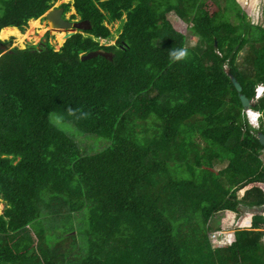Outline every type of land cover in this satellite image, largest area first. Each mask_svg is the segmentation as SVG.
<instances>
[{
    "label": "trees",
    "instance_id": "trees-1",
    "mask_svg": "<svg viewBox=\"0 0 264 264\" xmlns=\"http://www.w3.org/2000/svg\"><path fill=\"white\" fill-rule=\"evenodd\" d=\"M53 1L0 0V28L23 29ZM72 5V17L88 19L91 26L57 50L45 40L3 52L10 40H0V198L5 203L0 264H190L181 251L188 229L182 217L186 221L199 211L207 226L213 213L236 212L240 202L250 208L264 204L259 186L264 184L259 154L264 145L257 137L264 134V93L250 106L260 113L254 127L227 74L232 72L242 92L253 98L256 85L264 84V28L251 24L236 0L224 4L236 22L221 13L218 0H72ZM60 6L69 10V3ZM170 11L191 23L204 48L186 46L185 35L166 17ZM115 20H121L115 43L100 44L99 38L111 36L105 22ZM246 44L253 51L248 71L236 63ZM179 48H186L188 56L173 61L169 52ZM96 49L109 51L111 58L80 59ZM52 111L111 143L82 154L51 122ZM128 115L139 120L154 115L159 139L150 146L120 135ZM191 131L202 136L206 152L189 153L196 165L191 168L197 169L192 177L160 178L163 190L157 189L155 198L139 192L141 183L151 184V174L166 172L163 165L173 157L172 149ZM152 146L163 160L146 161ZM214 160L225 165L214 170ZM52 204L71 211L89 208L93 238L87 249L69 243L73 259L66 249L23 234ZM262 225L264 216L255 212L248 228L232 230L226 245L215 247L207 227L200 238L209 253L198 264H264ZM75 247L81 251L77 256Z\"/></svg>",
    "mask_w": 264,
    "mask_h": 264
},
{
    "label": "rangeland",
    "instance_id": "rangeland-1",
    "mask_svg": "<svg viewBox=\"0 0 264 264\" xmlns=\"http://www.w3.org/2000/svg\"><path fill=\"white\" fill-rule=\"evenodd\" d=\"M236 1L245 11L247 19L251 24L260 25L264 28V0ZM218 2L220 5V11L223 13L225 0H218ZM62 3H69V10L66 12V16H69V14H75L72 0H54L53 6H59ZM226 15L231 22L237 21V18L231 9L228 13H226ZM122 17L124 19L125 14ZM166 17L175 29L185 35L186 46L189 48H194L196 46H201V48H204V43L201 37L194 36L193 32L191 31L190 22L183 21L173 11L167 12ZM31 20L27 21L23 29L17 30L18 34L13 33L4 39L0 37V40H10V43L6 44L4 47L5 49L12 47L24 48L30 45H37L39 41L49 40L47 30L49 31L50 26L45 20L44 16H40L39 18L35 19L37 20L36 23L31 24ZM105 23L110 29L111 36L107 39L99 38V43L105 45L114 44L120 30L121 20ZM52 33L54 35L55 42L57 41L56 45H53V47L57 50L61 44H63L61 43L63 40L62 35L65 33V31H52ZM81 33L84 35L86 34L84 31H81ZM11 36H15L16 39L11 40ZM252 55L253 51H251L249 44L244 45L238 54L236 62L240 70L248 71L250 69V60ZM255 88H259L258 91L260 89H264V84L259 83ZM131 117L133 116L128 115L125 116L124 120H122L121 126L123 129H121V132L119 133L120 135L128 136L138 144L147 145L148 143L150 146L153 141L159 139L161 128L159 131V129L156 127L157 121L154 119H158L154 115H150L144 120H139L134 117L130 121L125 120L127 118L130 119ZM49 119L54 125L63 130L77 143L82 154L95 153L107 147L111 143L110 139L107 137L81 131L72 120L66 118L64 115L56 111L50 112ZM247 120L249 122L248 118ZM180 140L181 139H178V141ZM191 141H193V144L190 146ZM204 145L205 141L197 131H195L194 135L193 131L185 133L183 144L175 149H172L173 157H169V159L165 161V164L163 165L166 168V172L161 175H157L155 173L151 174V178L153 179L150 182L151 184L141 183L138 186V191L146 194L148 198H155L157 189L163 190L162 184L164 182L162 183L161 179L164 181L168 177H172L174 179H190L195 171L194 169H196H192L191 167H195L196 165L194 162H190L193 160V156H189V153L195 152L193 154L194 157L204 156L206 153L202 152ZM155 151L156 148L152 146L146 161L163 160L155 157ZM259 154L264 164V149L260 150ZM212 165L214 170H219L225 165V161L221 162L214 160ZM159 186H161V189L157 188ZM259 186H261L264 190V184H259ZM244 190L245 189L243 188L237 191V200H240ZM164 198L167 197L162 196V200H164ZM4 205V201L0 198V212H2ZM237 207L238 209L236 213H231L233 220L232 217H228L226 224L220 223V227L216 228H221L220 230L228 232L229 230L236 229V227L248 228L250 225L249 216H252V214L255 212L259 214L264 213V204L258 207H251V209H249L250 207H246L242 204V202H240L239 206ZM214 215L219 217L218 213H215ZM89 216L90 212L88 206H84L80 210L71 211L67 208H62L61 206H55V204H52L49 207H43L40 210L39 217L28 225V228H30L29 232L24 231L23 234L27 235L28 233H33L34 235H32V237L38 236L42 238V242L44 244L49 246L52 245V248L59 247V251L66 249L67 253L70 255L71 251L68 249L69 247L76 246L77 244L78 246H85L87 249L88 243L93 238L90 232L91 225L89 222ZM185 219V216L182 217V225L187 224L188 229L186 233L182 235V244H180L181 251L187 260L192 261L190 264H198L202 258L207 259L209 253L208 249L202 247L204 241L201 242L200 238V236H202V234L207 231V226L203 223L202 215L199 211L187 216L186 221ZM170 221H172L173 231H175L176 226L172 218ZM260 230L264 233V225H262ZM193 234L195 236L194 238ZM68 238L70 239V242ZM25 242H27V240H25ZM73 251L75 252L76 256L81 252L77 249V247H75ZM70 256L71 259H73L75 255L73 256V254H71ZM204 262L207 263L206 260Z\"/></svg>",
    "mask_w": 264,
    "mask_h": 264
},
{
    "label": "water",
    "instance_id": "water-1",
    "mask_svg": "<svg viewBox=\"0 0 264 264\" xmlns=\"http://www.w3.org/2000/svg\"><path fill=\"white\" fill-rule=\"evenodd\" d=\"M64 8L63 7H55V8H49L47 11H45L41 16H44L46 21L48 22L50 28H49V42L50 44L56 45L57 41L55 42L54 40V35L52 33V31H59L60 29H66L64 30L65 33L62 35V42L64 43V41L70 37L72 34L76 33V32H81V29H89L90 28V23L88 19H81V20H68L62 17V12H63ZM40 17V16H39ZM37 17V18H39ZM37 18H33V20L37 19ZM31 20V19H29ZM28 20V21H29ZM16 28L17 30H19L18 27L16 26H5L2 28ZM0 28V30L2 29ZM80 29V30H79ZM1 39V38H0ZM41 44H44L43 41H41ZM62 45V44H61ZM8 50V49H7ZM5 50H3V52H5ZM2 52V53H3ZM97 55H101L104 56L106 58H111V53L109 51H104L101 49H96V50H91L88 52H84L80 55V59L81 60H86V59H90L92 57H95ZM227 74L230 77V80L234 86V88L236 89V91L239 93V99L241 101V105L242 107L248 108L251 106L253 100L249 99L243 92H242V86L240 84V82L237 80L236 76H234L232 74V72L227 70ZM257 137L260 141L261 144L264 145V134L262 132H258Z\"/></svg>",
    "mask_w": 264,
    "mask_h": 264
},
{
    "label": "clouds",
    "instance_id": "clouds-1",
    "mask_svg": "<svg viewBox=\"0 0 264 264\" xmlns=\"http://www.w3.org/2000/svg\"><path fill=\"white\" fill-rule=\"evenodd\" d=\"M47 11V10H46ZM41 16V15H40ZM33 19V18H32ZM102 44V43H101ZM169 55H170V58L173 60V61H179V60H182V59H185L187 56H188V51H187V49L186 48H179V49H173V50H171L170 52H169ZM258 89L259 88H255V94H261V90L262 89H260L259 91H258ZM264 93V91L262 92V94ZM254 94V95H255ZM261 94V95H262ZM260 95V96H261ZM259 96V97H260ZM258 99V98H257ZM252 100L254 101V100H256V99H254V96H253V98H252ZM245 112H246V114H247V117H248V119H249V122H250V124L251 125H253L254 127H257L258 126V124H257V120H258V118H259V116H260V113H259V111H257V110H253V109H251L250 107H248V108H245ZM250 117V118H249ZM226 245V244H225Z\"/></svg>",
    "mask_w": 264,
    "mask_h": 264
},
{
    "label": "crops",
    "instance_id": "crops-1",
    "mask_svg": "<svg viewBox=\"0 0 264 264\" xmlns=\"http://www.w3.org/2000/svg\"><path fill=\"white\" fill-rule=\"evenodd\" d=\"M243 204V203H242ZM215 213H218L219 214V217H216L214 214ZM215 213H213L212 215H211V217L209 218V220H208V222H207V227H209L208 228V230L209 231H207V233H208V237H209V234H210V232L211 231H213V230H220L221 228H216V227H220V223H223V224H226L227 223V221H228V217H232L231 216V213H236V212H234V211H230V210H220V211H217V212H215ZM225 213H227V214H225ZM250 217V220H251V216H249ZM232 220H233V217H232ZM244 222V221H243ZM222 226V225H221ZM216 228V229H215ZM236 228H238V227H236ZM223 229V228H222ZM232 230H234V229H232ZM232 230H229V232L228 231H223L225 234H227V239H226V242H225V244L229 241V239H230V232L232 231ZM209 243L211 244V246L212 247H215V245L213 244V241L211 240V238L209 237Z\"/></svg>",
    "mask_w": 264,
    "mask_h": 264
},
{
    "label": "built area",
    "instance_id": "built-area-1",
    "mask_svg": "<svg viewBox=\"0 0 264 264\" xmlns=\"http://www.w3.org/2000/svg\"><path fill=\"white\" fill-rule=\"evenodd\" d=\"M262 92H261V94H262ZM261 94H258V93L255 94L254 95V99L259 98V96ZM257 124H258V120H257ZM253 207H255V206H253ZM249 209H251V208H249ZM262 215H264V213H262ZM209 237L211 238V240L213 241V244L215 246H224L225 245V242H226V239H227L226 234L222 230H218V229L211 231L210 234H209ZM261 240L264 243V233L262 235Z\"/></svg>",
    "mask_w": 264,
    "mask_h": 264
},
{
    "label": "flooded vegetation",
    "instance_id": "flooded-vegetation-1",
    "mask_svg": "<svg viewBox=\"0 0 264 264\" xmlns=\"http://www.w3.org/2000/svg\"><path fill=\"white\" fill-rule=\"evenodd\" d=\"M55 7H61L60 5L59 6H53V4H52V6L50 7V8H55ZM68 11V10H67ZM67 11H64L63 10V12H62V17L63 18H65V19H68V20H81V18H80V16L79 15H75L74 17H72V14L70 15L69 14V16H66V12ZM45 18V17H44ZM46 20V19H45ZM91 26V25H90ZM19 30H21L20 28H19ZM60 30H66V29H60ZM80 30V29H79ZM85 30H88V29H81V31H85ZM47 33H48V38H49V31L47 30ZM16 39V37L15 36H11V40H15ZM45 40H43V42H44ZM49 41V40H48ZM50 43V42H49ZM37 45H42L41 44V41H39L38 43H37Z\"/></svg>",
    "mask_w": 264,
    "mask_h": 264
},
{
    "label": "bare ground",
    "instance_id": "bare-ground-1",
    "mask_svg": "<svg viewBox=\"0 0 264 264\" xmlns=\"http://www.w3.org/2000/svg\"><path fill=\"white\" fill-rule=\"evenodd\" d=\"M36 22H37V20H31V24L32 23H36ZM13 33L18 34L17 33V29H15V28H9V27L2 28L0 30V37L4 39V38L8 37V35H12Z\"/></svg>",
    "mask_w": 264,
    "mask_h": 264
},
{
    "label": "snow or ice",
    "instance_id": "snow-or-ice-1",
    "mask_svg": "<svg viewBox=\"0 0 264 264\" xmlns=\"http://www.w3.org/2000/svg\"><path fill=\"white\" fill-rule=\"evenodd\" d=\"M261 91H264V89H262Z\"/></svg>",
    "mask_w": 264,
    "mask_h": 264
}]
</instances>
